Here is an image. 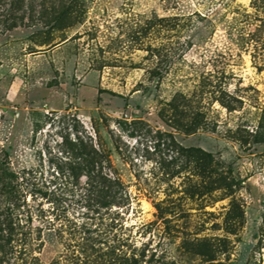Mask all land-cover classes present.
Masks as SVG:
<instances>
[{"label":"rangeland","instance_id":"1","mask_svg":"<svg viewBox=\"0 0 264 264\" xmlns=\"http://www.w3.org/2000/svg\"><path fill=\"white\" fill-rule=\"evenodd\" d=\"M0 264H264V0H0Z\"/></svg>","mask_w":264,"mask_h":264},{"label":"trees","instance_id":"2","mask_svg":"<svg viewBox=\"0 0 264 264\" xmlns=\"http://www.w3.org/2000/svg\"><path fill=\"white\" fill-rule=\"evenodd\" d=\"M104 155L102 153H96L95 156L93 155L92 157H85L88 165H91L92 163H95V162H100L101 159H104ZM99 184L95 187V191H99V197H100V200L98 201L99 204L101 206H108L111 204L112 200L108 199L107 196L114 198V193L112 195H110L109 191H106L108 190V187L105 188V184L107 183V181H109L107 179V177H105L103 174H102V171H99ZM103 192H106L108 193L107 196L103 195L102 193ZM117 194V192L115 193ZM11 235V233H9Z\"/></svg>","mask_w":264,"mask_h":264}]
</instances>
